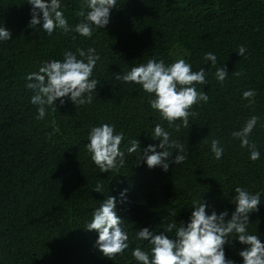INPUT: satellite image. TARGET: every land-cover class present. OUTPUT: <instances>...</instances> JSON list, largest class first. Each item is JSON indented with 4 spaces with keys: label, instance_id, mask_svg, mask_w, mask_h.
Here are the masks:
<instances>
[{
    "label": "trees",
    "instance_id": "obj_1",
    "mask_svg": "<svg viewBox=\"0 0 264 264\" xmlns=\"http://www.w3.org/2000/svg\"><path fill=\"white\" fill-rule=\"evenodd\" d=\"M28 0H0V27L10 30V40H0V264H139L131 255L140 247L150 252L148 240L138 239L139 229L175 238L169 223L187 224L195 201L207 203V213L235 211L234 189L261 193L259 210L249 214L247 231L264 243V0H117L110 22L93 26L86 38L57 28L51 35L41 24L29 27ZM83 0H61V11L74 27ZM42 16V14H41ZM243 45L246 53L238 54ZM94 48L100 59L91 79L99 81L90 104L75 106L70 99L46 106L37 119V106L26 77L49 60H63L66 51ZM211 52L217 63L205 61ZM149 58L169 65L177 59L193 71L206 70L205 85H195L209 97L190 111L189 128L179 131L150 107L141 85L124 83L115 74L126 73ZM226 67L222 83L217 68ZM239 72V76L233 75ZM256 92L255 103L243 99ZM259 117L249 136L260 152L252 161L248 148L232 136L251 117ZM108 123L123 133L120 150L125 163L101 172L87 151L93 126ZM161 124L171 139L184 144L186 160L170 162L169 170L148 168L141 152L129 154V140L141 150L155 145L152 134ZM219 140L224 152L217 160L211 141ZM160 151V149H157ZM173 151V158L177 154ZM97 184L103 193L93 190ZM127 189L124 202L120 193ZM116 198V212L129 235V247L109 259L96 247L98 232L85 226L107 197ZM237 235L229 236L225 255L243 264L245 247Z\"/></svg>",
    "mask_w": 264,
    "mask_h": 264
},
{
    "label": "clouds",
    "instance_id": "obj_2",
    "mask_svg": "<svg viewBox=\"0 0 264 264\" xmlns=\"http://www.w3.org/2000/svg\"><path fill=\"white\" fill-rule=\"evenodd\" d=\"M31 5V20L29 27L35 28L41 24L42 29L51 35L57 28L64 33L74 31L79 35L91 38L93 26L104 29L110 22L111 10L116 8L117 0H83L80 11L76 13L81 17L79 23L74 27L68 24L61 9V0H28ZM42 14V16H41ZM12 37L10 30L0 27V40L7 41ZM238 54L243 57L246 48L241 45ZM77 54L66 51L63 60H49L40 66L38 72L29 73L26 77L27 88L33 92L31 103L37 106V119H44L46 106H55V101L60 100L63 105L65 98L71 100L75 106L90 104L93 99L99 81L91 79L97 61L100 59L94 48L87 50L77 49ZM205 61H211L212 65L217 63L216 56L208 52L204 56ZM228 70L226 67L217 68L215 77L219 82L225 81ZM233 75L239 76V72ZM117 81L124 83H135L150 96V107L159 112L162 120L168 122L169 126H175L179 131L181 121L183 127L189 128V116L193 115L190 109L201 101L207 103L208 95L204 91H198L196 86L207 84L206 70L200 68L193 71L191 64L184 59H177L169 65L163 60L157 61L149 58L146 63L138 66L133 65L126 73L115 74ZM256 92L246 90L242 97L249 101V106L255 103ZM56 108V106H55ZM259 117L251 116L244 126L232 133L233 138L240 140L242 148H248L249 158L256 161L260 158V152L255 143H251L249 136L258 123ZM158 141L157 144H149L141 150V143L137 139L128 141L129 154L138 150L141 152L139 161L143 160L148 168L161 167L165 172L169 170L170 162L176 165L182 164L187 154L184 144L172 140L171 134L161 124H156L151 137ZM89 143L86 144L87 151L91 154V160L101 172H110L122 167L125 163V153L120 150L124 140L123 133L116 134L115 127L108 123L93 126L88 133ZM160 149V151H157ZM177 154L173 158V151ZM211 152L215 159L219 160L224 152L219 140L211 141ZM103 193V186L97 184L93 189ZM235 195L232 202L235 203V211L230 219H225L228 212L217 214L215 210L209 215L206 211V202L195 201L190 220L185 225L180 223H169L165 232L175 229V238L170 239L164 233L154 235L148 228L139 229L136 233L138 239L148 240L150 252L143 251L140 247L132 250V257L139 264H235L225 255L224 245L229 243L232 233L237 235L236 240L245 247L239 251L243 264H264V243L257 235L249 234L247 225L249 214L258 211L261 203V193H251L242 187L234 189ZM124 189L120 195L124 202ZM123 219L116 212V198L107 197L92 213V219L85 226L88 231L98 232L96 247L109 259L122 254L128 249L129 235L122 227Z\"/></svg>",
    "mask_w": 264,
    "mask_h": 264
}]
</instances>
